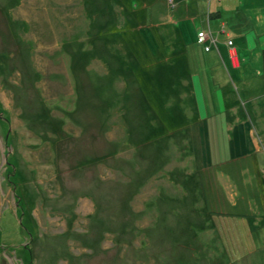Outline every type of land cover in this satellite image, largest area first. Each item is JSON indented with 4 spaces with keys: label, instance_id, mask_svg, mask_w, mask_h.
<instances>
[{
    "label": "rangeland",
    "instance_id": "374dc122",
    "mask_svg": "<svg viewBox=\"0 0 264 264\" xmlns=\"http://www.w3.org/2000/svg\"><path fill=\"white\" fill-rule=\"evenodd\" d=\"M237 1L0 0V264H264V0L243 35Z\"/></svg>",
    "mask_w": 264,
    "mask_h": 264
},
{
    "label": "bare ground",
    "instance_id": "6f19581e",
    "mask_svg": "<svg viewBox=\"0 0 264 264\" xmlns=\"http://www.w3.org/2000/svg\"><path fill=\"white\" fill-rule=\"evenodd\" d=\"M149 39L151 40L150 37H149ZM188 76H189V73H187V72H183V74H182L180 80L183 82V81L186 80V78H187ZM191 86H192V85H191ZM171 89H173V87L170 85V90H171ZM185 102H187V103H191L193 106H194L195 103H196L195 100L192 101V99H191V100H188V101H182L181 103H179L180 106L182 107L181 104H183V103H185ZM193 113H195V112H193ZM214 124L217 125L216 123H214ZM200 125L203 126V129H204V127H205V129H206V136L204 135V131H203V132H200V137H199L198 134H196V137H194V136L191 137V140H192L193 142L195 141V143H196V145H195V151H196V152L199 151L200 145H201V146H205V139L209 140V139L207 138L208 133L210 134V128H209L208 126H211V127H212V124H211V122H210L208 119H206V120H204V121H201ZM192 133H193V132H192ZM193 134H195V133H193ZM217 135H218V134H217ZM198 141H199V142H198ZM220 141H222V144H226L225 130H224V129H222L221 133L217 136V142H218V144H220ZM229 141H230V140H229ZM197 144H199V148H198V145H197ZM209 144H212L211 141H209ZM5 151H6V150H5ZM5 151H4V152H5ZM229 151H232V149H229Z\"/></svg>",
    "mask_w": 264,
    "mask_h": 264
},
{
    "label": "crops",
    "instance_id": "0c3cea01",
    "mask_svg": "<svg viewBox=\"0 0 264 264\" xmlns=\"http://www.w3.org/2000/svg\"><path fill=\"white\" fill-rule=\"evenodd\" d=\"M243 4L244 3L242 2V0H240V1L238 0L236 3V6H235V11H237V12H235V20L234 21L236 22V24L239 28L240 35H243L242 30L245 27L250 26V24L252 22L251 18L248 15H242L241 16V14H240L241 10L244 11V9L242 8ZM239 5H240V7H239ZM246 6H249L248 2H246ZM240 8H241V10H240ZM242 37H244V36H241L240 38H242ZM222 59L224 61V56L222 57ZM240 60H241V58H240ZM241 66H242V63H241ZM235 75H236V73H235ZM215 123L218 124V122H215Z\"/></svg>",
    "mask_w": 264,
    "mask_h": 264
},
{
    "label": "trees",
    "instance_id": "16d2710c",
    "mask_svg": "<svg viewBox=\"0 0 264 264\" xmlns=\"http://www.w3.org/2000/svg\"><path fill=\"white\" fill-rule=\"evenodd\" d=\"M92 1H93V0H83V4L86 3V4L88 5V4L92 3ZM90 6H91V5H89L86 9H89ZM110 10H111V8H110Z\"/></svg>",
    "mask_w": 264,
    "mask_h": 264
}]
</instances>
